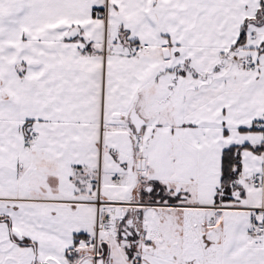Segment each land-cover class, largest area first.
Segmentation results:
<instances>
[{
	"label": "snow or ice",
	"instance_id": "1",
	"mask_svg": "<svg viewBox=\"0 0 264 264\" xmlns=\"http://www.w3.org/2000/svg\"><path fill=\"white\" fill-rule=\"evenodd\" d=\"M0 264H264V0H0Z\"/></svg>",
	"mask_w": 264,
	"mask_h": 264
}]
</instances>
